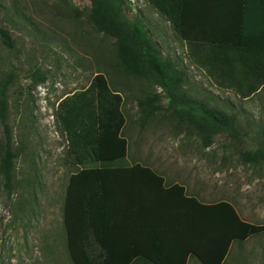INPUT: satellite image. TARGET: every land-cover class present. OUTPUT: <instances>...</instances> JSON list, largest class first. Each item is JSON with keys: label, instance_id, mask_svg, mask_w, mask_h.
I'll list each match as a JSON object with an SVG mask.
<instances>
[{"label": "rangeland", "instance_id": "rangeland-1", "mask_svg": "<svg viewBox=\"0 0 264 264\" xmlns=\"http://www.w3.org/2000/svg\"><path fill=\"white\" fill-rule=\"evenodd\" d=\"M89 8V0H0V28L12 40L8 46L0 35V76L13 74L7 122L19 152L11 196L0 174V264H71L62 234V198L72 168L55 110L97 72L123 96L126 164L148 165L202 201L227 200L242 219L264 225V163L245 162L240 155L255 147L256 132L264 126V92L240 98L219 88L187 58L164 17L146 0H126L129 20L139 18L162 56L184 69L187 93L234 113L246 133L238 138L218 134L206 146L191 126L177 120L164 98L144 116L136 97L162 89L118 69L113 41L89 22ZM34 73L47 78L28 90ZM3 137L0 122V142ZM188 264L200 263L192 257ZM224 264H264V232L234 245Z\"/></svg>", "mask_w": 264, "mask_h": 264}, {"label": "trees", "instance_id": "trees-1", "mask_svg": "<svg viewBox=\"0 0 264 264\" xmlns=\"http://www.w3.org/2000/svg\"><path fill=\"white\" fill-rule=\"evenodd\" d=\"M89 1L88 20L113 41L118 69L163 91H142L143 95L136 97L144 116L164 98L177 120L191 126L206 146L218 134L229 138L246 135L234 113L187 93L184 69L175 59L162 56L139 18L129 20L126 0ZM146 1L169 22L184 44L187 58L205 70L219 88L240 98L264 89L261 54V79L242 82L234 78L237 59L230 60L228 50L218 46L221 38L214 34L218 16L209 13L208 1ZM0 35L4 44L11 46L8 31L0 28ZM228 71L231 76L222 78V72ZM46 78L34 73L28 90ZM12 79L10 72L0 76V122L4 129L0 174L8 196L15 188V160L19 156L7 122ZM122 104V93L97 72L86 88L62 98L55 110L72 168L62 198V234L71 264H188L192 257L200 264H224L234 245L264 232V225L242 219L227 200L205 203L148 165L126 164L129 142L124 134L127 121ZM256 137L255 147L240 152L245 162L264 163V126L259 127Z\"/></svg>", "mask_w": 264, "mask_h": 264}, {"label": "crops", "instance_id": "crops-1", "mask_svg": "<svg viewBox=\"0 0 264 264\" xmlns=\"http://www.w3.org/2000/svg\"><path fill=\"white\" fill-rule=\"evenodd\" d=\"M206 1H208L207 4L210 8L209 13H216L218 16V19L215 16V19L218 20L217 34L214 33L215 37L217 35L218 38H221L218 46L228 50L227 55L228 58L231 56L230 60L232 57L237 59L234 78L242 82H253L261 79L263 76L261 63L263 62L258 55L264 56V0ZM214 45L217 46L216 43ZM227 75L231 76V71L222 72V78H226ZM260 91L264 92V89L258 90L257 93ZM188 194L198 198L194 194L189 192Z\"/></svg>", "mask_w": 264, "mask_h": 264}]
</instances>
